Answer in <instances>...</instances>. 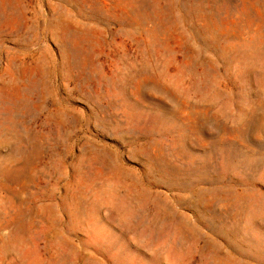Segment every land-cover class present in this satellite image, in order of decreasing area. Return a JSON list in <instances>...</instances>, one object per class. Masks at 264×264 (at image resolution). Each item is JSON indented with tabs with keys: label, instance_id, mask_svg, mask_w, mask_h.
<instances>
[{
	"label": "rangeland",
	"instance_id": "obj_1",
	"mask_svg": "<svg viewBox=\"0 0 264 264\" xmlns=\"http://www.w3.org/2000/svg\"><path fill=\"white\" fill-rule=\"evenodd\" d=\"M0 264H264V0H0Z\"/></svg>",
	"mask_w": 264,
	"mask_h": 264
}]
</instances>
